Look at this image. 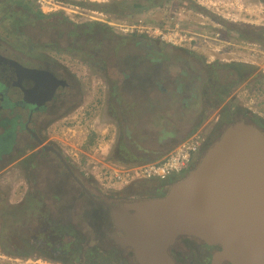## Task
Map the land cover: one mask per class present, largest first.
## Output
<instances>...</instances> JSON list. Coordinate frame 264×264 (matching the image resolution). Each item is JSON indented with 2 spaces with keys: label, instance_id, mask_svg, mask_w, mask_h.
<instances>
[{
  "label": "rangeland",
  "instance_id": "obj_1",
  "mask_svg": "<svg viewBox=\"0 0 264 264\" xmlns=\"http://www.w3.org/2000/svg\"><path fill=\"white\" fill-rule=\"evenodd\" d=\"M58 1L70 4L69 6L72 5L69 7L68 13L58 12H62L61 14L72 22L93 24L92 27L84 25L74 29L73 26L63 23V26H60L61 29L54 28V31L50 25H47L44 30H38L35 23L25 28L23 32L16 30V32L12 31V34L10 31L12 23L8 24L9 19H5V15L2 13L0 15V67L5 63L3 58L11 59L18 64L19 57L17 56L21 55L20 52L28 51L26 40L30 38L34 42L38 41L42 46L38 51L40 53H37L39 56L35 59L36 63L39 60L38 66L27 67L42 68L45 64L59 66L58 69L61 72H58V75L65 80L68 86L58 88L55 92V100H52L51 105L46 104L47 111L35 114L29 128L36 129L39 122L45 125L40 132L42 144L32 145L33 148L27 153L31 154L43 145L53 146L68 164V169L73 170L74 175L80 181L77 180L78 184L74 183L63 164L54 155L28 156L29 159L24 162L23 159L27 155L18 156L20 152L28 150L23 141L11 153L10 156H13L14 159L7 165L3 164L4 160L0 155V211L3 207L17 204L25 208L26 199L33 195L36 198L34 201H37L34 208L50 212L52 214L50 220L58 219L59 222H54L53 225H57L56 227L63 225L67 227L66 232H69L68 229H72L71 231L75 230L81 234L73 236L74 241L69 246L70 249H73V244H77L76 241L81 240L82 243L85 238H89V243L83 245V251L85 252L87 249L99 254V257L95 254L93 259L88 260L89 264H123L121 263L123 257L117 253H112L111 257L105 260L101 258V255L106 256L103 251L109 249L111 240L108 238V244L105 243V245L101 243L100 237L104 230L103 222H90V218L85 214L88 208L87 200L84 197L76 196L78 191H82L79 182H84L87 189L100 193L107 200L110 199L108 196H112L114 200L119 198L136 200L164 195L172 184L170 180L173 179L170 177L163 181L139 180L133 182L131 186L128 185L130 186L128 190L121 191L125 187L108 189L106 186L110 182L100 183L91 175V164L99 163V166L104 167L113 166L110 165L113 160L112 155L116 150L120 135L123 134V138L125 137L124 128H129L131 136H133V142H125L130 149L137 151L140 148L143 149L139 145L156 147L155 140H151V138H144L142 143L138 141L139 130L144 126V118L140 116L139 122L136 116H131L132 109L136 107L132 103L134 101L132 91L125 95L124 101H117L115 95L111 96L107 76L110 74V78L113 77L110 81L114 80L118 86L122 87L120 83L124 84V80L120 78L118 72L122 68L120 65H123L127 53L137 57L146 51L147 45H150L145 44L146 42L159 41L163 43L160 47L165 55H168L167 50L172 51L173 56H170L172 60L178 57L177 54L181 57L183 55L181 67L184 66L190 76L186 80L191 86H195L194 93H197L196 96L201 99L204 96L201 90L202 82L213 85V81L218 82L224 78L227 80L230 77L227 76V71L222 68L212 75L213 70L209 64L213 62L238 63L248 75L246 80L240 81L232 89L234 92L232 106L240 107L243 110L241 112L239 110L235 114L231 113L232 122L226 121L228 118L223 119L224 121L219 123V125L221 124L220 129L236 121L252 120L249 114L264 120V3L261 0H144L141 3L143 8L136 10L134 14L132 11L129 14L132 4L127 3L114 7L120 8V12L116 11L107 15L100 11V7L114 0ZM97 4L100 6H95ZM0 6L1 12L3 5ZM71 10L77 11V14ZM79 12L81 13L79 14ZM103 26L109 28L113 40L107 38L109 35L106 36L102 32ZM122 37L125 38L122 39ZM134 42H139V45L135 47ZM120 43L122 46L119 47ZM114 50L115 53H113ZM35 54L31 53L30 55L34 56ZM101 58H105L107 68H102ZM197 67L203 68L200 72L203 78L199 80L194 79L195 74L200 71ZM1 81L3 82L2 79ZM212 87L216 88L214 85ZM9 88L11 91L10 89L7 91V97L14 103H18L21 100L19 94L21 90L18 86ZM125 89L119 88V91L123 92ZM152 90L155 96V88L153 87ZM171 97L174 102L177 100L176 95ZM164 100L162 99L160 102L164 103ZM223 104L226 103H218L214 109L208 111L207 117L202 123L204 136L215 128L218 115H223L219 113ZM207 105L210 107V102L204 106L208 107ZM16 114L20 116L21 121L26 123L27 111L22 110L19 106L9 108L0 105V118L7 115L13 117ZM67 114H74L78 118L70 121L69 117L64 118ZM127 125L128 127H126ZM23 134L19 136V140L23 137L22 139L27 143L28 140L32 141L30 134L27 132ZM218 137L219 133L213 138L211 144ZM105 179H110L109 174L105 176ZM162 188L163 190L159 191ZM57 194L58 199H56ZM116 203L121 204L122 202ZM25 211L29 212L28 209ZM39 224L30 223L29 217L26 221L20 218L18 225L20 227L14 231L24 235L29 233L28 227L34 225L29 227L32 228L33 233L36 232L32 238L37 237L36 239L45 240L50 235L48 231L50 223L47 225L40 222ZM24 238L23 236L14 238L17 248L3 247L0 241V264L82 262L81 259L65 258L59 255L57 261H51L48 257H44L41 248L36 247L38 242H34L35 245L28 244L26 246L25 243L28 241H25ZM51 238L50 235L47 239ZM81 245H76V249H79L78 247ZM198 251L190 250L193 258L186 260L183 264H203L200 262L201 255ZM18 252H22V254ZM206 264L208 263L206 262Z\"/></svg>",
  "mask_w": 264,
  "mask_h": 264
},
{
  "label": "water",
  "instance_id": "obj_2",
  "mask_svg": "<svg viewBox=\"0 0 264 264\" xmlns=\"http://www.w3.org/2000/svg\"><path fill=\"white\" fill-rule=\"evenodd\" d=\"M82 189L108 210L109 240L138 264H173L179 238L215 248L212 264H264V132L253 124L229 123L160 197L116 205Z\"/></svg>",
  "mask_w": 264,
  "mask_h": 264
},
{
  "label": "trees",
  "instance_id": "obj_3",
  "mask_svg": "<svg viewBox=\"0 0 264 264\" xmlns=\"http://www.w3.org/2000/svg\"><path fill=\"white\" fill-rule=\"evenodd\" d=\"M143 1L144 0H130L128 2L126 0H114L108 4L101 5L100 11L103 14L109 15L116 11L120 12L121 9L117 7L114 8L115 6L119 7V6H122V4L130 3L132 4L131 5L132 8L129 11V14L131 11L134 14L136 10H140L143 8V6L141 5ZM261 1L264 3V0H261ZM0 5H3V9L0 12V15L4 13L5 19L6 18L9 19L8 24L12 23V25L10 26V31L12 34H13L12 31L16 32V30H20L23 32L25 28H28L30 25H34L35 23H36V27L38 30H44L47 27V25H50L53 31H54V28H60V26H63V23H67L70 26H73L74 29L84 26V25H88L89 27H92L93 25V24H84V23L78 24L76 22H72L66 16L61 14V12L43 14L41 13V11H39L37 6H35L33 2L28 1V0H0ZM95 6H100V5L97 4ZM0 9H1V6H0ZM43 22H47V23L44 24ZM102 30H103L102 32L105 33L106 36L109 35L107 38L113 40V36L112 34H110L108 27L103 26ZM123 38L125 37H122V39ZM145 44H150V45H147L148 48H146V51L143 54L138 55L136 57L134 55L131 56L129 53H127V56L123 61V65H120L122 66V68H120V72H118V75L120 76V78L124 80L123 83L126 85L120 83L122 87L118 86L117 83H115L116 81L114 80L108 82V88L111 90L110 93H112L111 96L115 95L116 96L115 98L117 101L119 102L124 101L126 99L125 95L132 91V94L134 95L132 97V99L134 100L132 101V103L138 106V108L141 103L143 104L153 103L152 110L155 109L156 111L157 109H159V111H162L160 119L157 122H155V124H160L161 126L162 121H166V123L168 124V127L163 128L162 126L163 129H161V133L156 132L154 133L155 136L153 135V133L149 131L148 132L143 131L140 128L139 135H138V141L142 143L144 138L146 137L149 138L151 136L153 139H156L155 141L156 147H158V144L163 145L164 141H167L169 138H176L180 134V132H177V130L175 129L177 127L175 122H177L179 119L177 115L179 113H184V112L187 113L188 115L187 118L188 120H191L192 126L190 127V130L185 135L182 133L183 136L185 137L188 134L191 136L194 133L200 132L201 137L203 139L205 137L204 133L202 132V130L200 131L198 128L204 122V119L207 117L208 111H210V109H214L218 105V103H221V102L226 103V99L229 96L230 90L234 89L237 86V84H239L240 81L242 82L244 78L247 76V74L242 73L240 71V67L234 66V69L231 72L239 76L238 81L237 82L234 81L230 87H227V89H221V88L216 89V88H213L211 85H208L206 82H202L201 90L203 91L204 96L201 97L200 99L199 97L196 96L197 93H194L195 86L193 85L191 86L189 82H187L186 80L187 77H190V76L188 75V72L185 71L184 66L181 67L182 65L181 63L183 61V55L181 57V55L177 54L176 56L178 57L172 60L170 57V56H173L171 50H167L168 55H165L162 52V48L160 47L161 44H163L162 42L153 41V43L146 42ZM26 45H28V51L26 53L22 52L23 54L19 51L21 55L17 56L19 57V59H17L18 64H19L18 66H21V67L22 66H38L39 60H37V63H36L35 59L37 58V56H39V54L37 53H40L38 51L41 49L40 46L42 45H40L38 41L37 42L32 41V38L26 40ZM133 45L136 47L139 45V42H134ZM120 46H122L121 43L119 44V47ZM115 52L116 51L114 50L113 53ZM31 53H36L35 54L36 56L35 55L31 56L30 55ZM106 53H109V52H106ZM3 60L4 61L7 60L12 65L16 64L11 59L3 58ZM101 61L103 62L102 68L104 67L107 68V66H105V58H101ZM34 62L36 63V65ZM209 65L211 68L212 65L211 64ZM197 68H199L200 71L195 74V78H194L195 80H199L203 78V76L200 75V72L203 70V68L202 67H197ZM129 80L131 83L130 82L128 83ZM153 87L156 90L155 96L152 90ZM119 88H126V89L123 92H120ZM9 89L11 91V88H9L5 82H2L0 80V94H2V96L0 97V100H1L0 105H2L3 107L13 108L16 106L15 103L7 97V91ZM172 95L177 96V100H176L177 102L173 101V98L171 97ZM162 99H165L164 103L160 102ZM208 102H210L211 106L209 107L207 105L208 107H205L204 105H206ZM232 104L233 103H226V105L223 104V106L225 105L224 110L226 109V111H224L223 114L225 116V119L228 118V120L226 121H229V122L233 121V117H231V113L234 114L235 111L240 110V107H236L234 105L232 106ZM36 113H32L33 114L32 119H34ZM6 118L10 121L6 122L7 127L5 128V130L7 131L9 128H13L16 134V137L19 138L20 131L18 130L22 129L20 125V121H19L21 119H19L16 116L10 117L9 115H7ZM251 121L254 123V125L258 126L259 128L264 129V125L262 124L264 120H262L260 117L253 116ZM149 124H151L152 126H158V125L152 124L151 122ZM124 129H125L124 130L125 137H128L129 140L133 142L132 141L133 136H131L130 130H128L129 128H124ZM5 130L3 129L2 131H0V133ZM125 137L123 138V134L120 135V139H119V142H117L116 149H119V148L122 149L125 143ZM22 138L18 140L17 143L21 144L24 141L27 144L26 140H23ZM157 139L159 141H157ZM17 146L13 147L10 144H7V143L2 144L0 142V155L2 156L4 160V163H3L4 165H7L9 162H11L12 159H14V157L10 155L13 151H15ZM139 147L143 148V149L140 148V150H145V151L150 150V148L148 149V147L143 146V145L141 146L139 145ZM26 149L28 150L20 152L18 156L23 157L24 155H28L27 152H29L31 149L30 148H26ZM124 149L125 147L123 148V150ZM115 152H117V150L114 151V154L112 155L113 158H116L115 155L117 154ZM39 153H37L35 157L40 156L41 154ZM28 159L29 157H26L23 159V161L27 162ZM65 169L67 170V174L73 180V182L78 184V181L80 180L78 177L74 175L73 170L68 169V168H65ZM79 183L96 200L103 201L105 203L110 202L113 204H117L114 202H124V201L130 200L127 198H119L118 200L117 199L114 200L112 196H108V198L110 199L107 200L100 193H96V192H93L87 189L86 186L84 185V182H79ZM130 186L128 185L127 187L124 186L125 188H123L121 191L128 190ZM80 190L82 191H78L76 196L84 197L85 200H87L86 203L88 205V208H87V211H85V214L90 218V222H99V223L103 222L104 230L102 231L103 233H102V237H100V241L104 245L105 243L108 244V234H109L108 232H110L111 229H113V226L110 222V217L107 212V209L101 204H98L92 201L89 198V196L83 191L82 188H80ZM162 190L163 188L160 189L159 191H162ZM113 193L116 194L117 192H113ZM58 197L59 196L57 194L56 199H58ZM35 199L36 198L33 197V195H30V197L26 199V202L24 203L25 208L17 204L11 207H3V209L0 211V222H1L0 241L3 247L10 246L12 248H17V244L14 241V238L23 236L25 237L24 238L25 241H28L27 243H25L26 246L28 244L35 245L34 242H38L36 247L39 249L41 248V250L43 251L42 253L45 255L44 257L45 258L48 257V259L51 261H57L56 259H57V256L59 255V256H64L65 258L73 257V258H77V260L81 259L82 261V262H77V263L73 261H67V263H64V264H79V263L89 264L88 260L93 259V256H95V254L97 257H99L98 252L93 253L87 249L85 250L86 253L83 251V245L89 243V238L84 239V236L82 237L84 239L83 240L84 243L83 242L81 243V240L76 241L77 246L79 244H82L80 247H78L79 249H76L77 246L74 244L72 247L73 249H70L69 246L72 245L74 241L73 236L81 235V234H78L77 232H75V230L71 231L72 229H68L69 232H66L65 230L67 227H64L63 225L59 227H56L57 225H53L54 222L56 223L59 222L58 219L50 220L51 215H52L50 212L39 211L38 209L34 208V206L37 205V201L36 202L34 201ZM25 209H28L29 212H26ZM32 213H35V215H32ZM27 217H29L30 223L34 222V225L35 224L40 225L39 224L40 222L46 223L47 225L50 223L48 227V231L52 238L47 239L50 237V235L47 236L45 240H42L40 238L36 239L37 237L32 238V235H35L36 232L34 231L33 233L31 231L32 228H29V227H32L34 225L29 226L28 227L29 233L27 232L24 235H20L18 232H15L14 230L15 229L18 230V227H20L18 226L20 222V218L23 221H26ZM110 243L111 245L108 246L109 249L107 251L106 250L103 251V253L105 252L106 256L101 255L102 259L105 260L108 257H111L112 253L113 254L117 253L123 258H125V259L122 258L121 263L136 264L134 259H132V256L129 254L128 250H124L117 246H114V244L111 241ZM18 253L22 254V252H18ZM70 254L71 256H69ZM58 260L61 261L60 259Z\"/></svg>",
  "mask_w": 264,
  "mask_h": 264
},
{
  "label": "flooded vegetation",
  "instance_id": "obj_4",
  "mask_svg": "<svg viewBox=\"0 0 264 264\" xmlns=\"http://www.w3.org/2000/svg\"><path fill=\"white\" fill-rule=\"evenodd\" d=\"M5 62L6 63H3L0 67V80L2 79L3 82L7 83L8 87L18 86L19 89L21 90V93H19L21 100H19L18 103H15V105L19 106V108H21L22 110L27 111V117H26L27 120H26V123L23 120L22 121L19 120L22 129L18 131H20V135L26 132L30 134V137L34 143L32 144V141L28 140V143L26 144L25 147L31 149L33 148L32 145L34 144H38V145L42 144V139L40 138V132H41V128H44L45 126L41 122H39L37 123L36 129L35 128L30 129L29 124L32 122V115H33L32 113L42 112V111L47 110L48 106L46 104L51 105V102H53L52 100L54 99L55 94H56L55 92L58 90V88H64L68 86V84L65 82L64 79H62L60 75H58V72H61V71L58 69L59 66L57 64L56 65L53 64V66L49 64H45L42 68H29L27 66H22V67L18 66L19 64L12 65L6 60ZM220 63L221 62L211 63L212 65L211 67L213 70L212 75L217 73V70H220L222 68L227 71V76L229 75L230 77L227 80L226 78H224L223 80L218 81V82L213 81L214 82L213 85L216 88L227 89V87H230L234 81L237 82L238 77H239L238 75L233 74L231 71H233L234 66L240 67L241 65L238 63H234V62H224L222 64ZM240 71L248 75V73H245L242 70V67H240ZM110 77L111 76L109 74L107 76L108 82L111 79H113V77L112 78ZM246 79H247V76L244 78V80ZM231 91L232 89L230 90L229 96L226 99V103H232L234 101V94H233L234 92H231ZM1 96L2 94H0V97ZM225 105L223 107H220V110H219L220 114H223V112L226 111V109L224 110ZM242 110L243 109L240 108V112ZM238 111L239 110L235 111L234 114L238 113ZM223 115H218V119H216L217 124L215 125V128L212 130L213 134L212 132L211 133L209 132L204 137L198 149V152L193 157L192 164H191L192 168L198 163V161L200 160V158L202 157V155L204 154L208 146L213 141V138L216 136V134L219 133L220 135L222 129H220L221 124L219 125V123L223 122V119H225ZM243 115H244V112H243ZM249 116L253 117L254 115L249 114ZM16 117L20 119V116L17 114H16ZM67 117L70 118V121L76 120L78 118L74 114L73 115L67 114L64 118H67ZM9 121L10 120H8L6 117L0 118V131H2L3 129L5 130V128L7 127L6 122H9ZM247 122L254 125V123L251 120ZM262 124L264 125V122H262ZM261 130L264 132V129H261ZM18 140L19 138L16 137V134L13 128H9L7 131L5 130L0 133V142L2 144L7 143L14 147L18 145L17 143ZM43 146H41L40 149L35 150V152L33 151L32 154H28L26 157L28 156L35 157V155L39 152L41 156L51 154V155H54L57 158V160L63 164V167L69 168L66 161L62 158L60 153H58V151H56V149L53 146L51 145H43ZM182 176L183 175L172 177L171 179L173 180H170V182H172L173 184L176 181H178L180 178H182ZM117 204L120 205V203H117ZM112 233H116V230L114 228L111 229V231L109 232L108 238ZM194 249L200 251V255H201L200 262L201 263L206 264L207 262L208 264H212V256H213V253L216 251V249L205 246L200 243L198 244L196 243V241L190 240L188 238L177 239V241L171 247H169L168 252L173 261V264H183L186 260H191V258H193L191 257L190 250H194ZM128 252L132 256V259H134V261L136 262L135 257L133 256L132 252L131 251H128ZM136 264L138 263L136 262ZM222 264H227V263H222Z\"/></svg>",
  "mask_w": 264,
  "mask_h": 264
},
{
  "label": "built area",
  "instance_id": "obj_5",
  "mask_svg": "<svg viewBox=\"0 0 264 264\" xmlns=\"http://www.w3.org/2000/svg\"><path fill=\"white\" fill-rule=\"evenodd\" d=\"M37 6L42 13H54L65 11L68 13L70 4H64L58 0H28ZM78 9V7H75ZM82 10V9H81ZM73 11V10H71ZM74 14H77V11ZM81 12H79L80 14ZM202 143L200 133H194L189 138L179 143L166 156L157 162L144 163L135 166H99V163L91 164V174L98 182L107 181L108 189H117L133 182L143 180L163 181L173 176L185 175L192 167V160ZM109 174L110 179L105 176Z\"/></svg>",
  "mask_w": 264,
  "mask_h": 264
},
{
  "label": "crops",
  "instance_id": "obj_6",
  "mask_svg": "<svg viewBox=\"0 0 264 264\" xmlns=\"http://www.w3.org/2000/svg\"><path fill=\"white\" fill-rule=\"evenodd\" d=\"M152 104L153 103H149V104L147 103V105H146V104L141 103L139 108H138V106H136L135 108L132 109L131 116H136L137 121L141 120V118H139L140 116L141 117L143 116V118L145 120L147 119V121H144V119H143L144 126H143L142 130L147 131V132L149 131V132L153 133V135H154V133H156V132L161 133V129H163L165 127L167 128L168 124L166 123V121H162L161 126H160V124H155V122H157L160 119L162 111H159V109H157L156 111H155V109L152 110ZM177 116L179 119L177 122H175V124L177 126L175 129L177 130V132H180V134L176 138H169L167 141H164L163 145L157 143L158 147L150 146V147H148V149L150 148L149 151L132 150V149L128 148L127 145L124 143L122 149L121 148L116 149L117 150V152H115L117 154V155H115L116 158H113L112 163H110V165H113V166L114 165H116V166H135L137 164L140 165L142 163H150V162H155V161L161 160L172 149H174V147H176L179 143L183 142L184 140H186L187 138L190 137L189 134L186 135L185 137L183 136V134L185 135L190 130V127L192 126L191 120H188V118H187V116H188L187 113L186 112L179 113ZM150 122L152 124L158 125V126H152L151 124H147ZM146 126H148V127H146ZM162 126H163V128H162ZM202 126H203V124H201L198 129L200 131L202 130V132L204 133V129H202ZM126 127H128V125ZM128 130H130V129H128ZM149 138H151V140L156 141V139H153L151 136ZM125 140H126L125 142L130 141L128 137H125ZM157 141H159V140L157 139ZM124 147H125V149L123 150ZM153 148H155V149H153ZM102 154H103V152H102ZM101 157L103 158L105 156H101Z\"/></svg>",
  "mask_w": 264,
  "mask_h": 264
},
{
  "label": "clouds",
  "instance_id": "obj_7",
  "mask_svg": "<svg viewBox=\"0 0 264 264\" xmlns=\"http://www.w3.org/2000/svg\"><path fill=\"white\" fill-rule=\"evenodd\" d=\"M40 11V10H39ZM63 12V11H62ZM61 12V13H62ZM42 13V12H41ZM54 13H56V12H54ZM43 14H45V13H43ZM46 14H51V13H46ZM198 133H200V132H198ZM204 139V138H203ZM203 139H202V141H203ZM92 175V174H91ZM96 180V179H95ZM97 181V180H96ZM112 190V189H111Z\"/></svg>",
  "mask_w": 264,
  "mask_h": 264
}]
</instances>
